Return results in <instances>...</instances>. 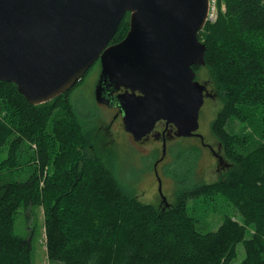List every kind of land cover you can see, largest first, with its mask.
I'll use <instances>...</instances> for the list:
<instances>
[{"label": "trees", "instance_id": "obj_1", "mask_svg": "<svg viewBox=\"0 0 264 264\" xmlns=\"http://www.w3.org/2000/svg\"><path fill=\"white\" fill-rule=\"evenodd\" d=\"M221 2L225 12L199 32L207 47L206 65L195 70L208 71L212 94L222 100L212 134L231 167L216 182H195L200 150L180 149L168 172L180 191L169 207L144 204L122 185L100 158L91 128L69 100L70 91L32 105L16 84L0 80V151L7 146L10 156L8 165L0 162V264H34L31 239L18 235L14 224L20 209L37 206L46 207L52 262L232 264L242 243L241 264H264V0ZM129 28L127 13L111 42L122 41ZM232 119L251 131L244 137L234 134ZM33 145L36 155L30 161L40 162L42 170L35 167L18 180L10 169L8 179L5 167H15L21 151ZM47 166L51 173L46 176ZM220 193L244 223L225 216L216 231H199L189 201Z\"/></svg>", "mask_w": 264, "mask_h": 264}, {"label": "water", "instance_id": "obj_2", "mask_svg": "<svg viewBox=\"0 0 264 264\" xmlns=\"http://www.w3.org/2000/svg\"><path fill=\"white\" fill-rule=\"evenodd\" d=\"M209 11L210 0H0V80L41 105L73 89L100 59L95 99L119 105L136 142L161 121L176 127L175 137L204 142L200 112L213 94L195 67L206 65L199 32ZM127 13L126 37L110 45Z\"/></svg>", "mask_w": 264, "mask_h": 264}, {"label": "rangeland", "instance_id": "obj_3", "mask_svg": "<svg viewBox=\"0 0 264 264\" xmlns=\"http://www.w3.org/2000/svg\"><path fill=\"white\" fill-rule=\"evenodd\" d=\"M220 1L210 0V14L208 15L207 23H215L220 12H225L226 5L223 2L220 3ZM100 74L101 63L99 62L92 66L90 71L82 78L83 80H80L81 83L77 87L72 91L70 90L69 100L77 115L91 128L93 141L96 145V150L97 148L99 150L100 158L106 161L107 165L114 168L122 185L139 197L144 204L159 206L161 199L160 184L158 187L153 166L162 153V145H157L156 143H153V146L150 144H135L129 135L118 127L120 119L117 120L111 134L106 132L108 123L114 114V109L98 104L95 99V88ZM197 76V80L201 83L210 82V76L206 70H200ZM211 87L213 88V86H208V90L212 92ZM222 107L223 103L220 98H209L205 101L200 112V128L198 131L204 136L207 143L215 147H217L218 141L212 134V123L217 118ZM245 126L246 124L239 120L232 119L229 128L234 134L244 137L245 133L251 131L249 127ZM258 139L259 137L256 136V140ZM33 148V150H30L25 147L21 151L15 167H5L4 171L8 179L11 178L10 169L16 173L15 175H19L17 176L18 180H23L35 167H38L40 171L42 170L38 166L40 162L34 159L30 161V157L36 155V146L33 145ZM190 148H198L200 150V158L193 176L195 182L213 183L227 174L228 169L221 168L219 170L213 160L211 151L202 147L199 139L197 140L195 137L174 138L167 145L166 160L160 165L159 169L160 177L163 181L162 193L170 204L176 202L180 188L177 181L168 172L176 166L179 150L186 151ZM9 158L8 147L4 146L0 151V162L8 165ZM50 169L51 167L47 166L43 173L47 176V174L51 173ZM5 174L3 173V176ZM140 177L145 180L141 184L136 185L135 182ZM145 181L146 183H144ZM188 207L191 214L199 219V231L204 233L216 231L225 216H231L244 223L231 200L221 193L213 197L191 200ZM45 215L46 207L44 206L20 209L15 216V232L24 238L31 239L34 249V264H62L60 262H52L48 257L44 227ZM250 232L249 229L246 236L247 239L251 237ZM237 251L238 257L232 264H241L245 258V250L242 243L238 244Z\"/></svg>", "mask_w": 264, "mask_h": 264}, {"label": "flooded vegetation", "instance_id": "obj_4", "mask_svg": "<svg viewBox=\"0 0 264 264\" xmlns=\"http://www.w3.org/2000/svg\"><path fill=\"white\" fill-rule=\"evenodd\" d=\"M114 43L113 42H111L110 43V45H113ZM101 63V60L99 59L98 61H96V63L94 64V66L97 64V63ZM92 68V67H91ZM90 68V69H91ZM101 70H102V66H101ZM90 71V70H89ZM88 71V72H89ZM87 72V73H88ZM83 80V79H82ZM81 80V81H82ZM81 81L75 86V87H77L80 83H81ZM74 87V88H75ZM73 88V89H74ZM73 89H71V91L73 90ZM70 91V92H71ZM121 92H125V89L124 88H122L120 91H119V93H121ZM119 93H115V95H117V94H119ZM114 96V95H113ZM213 98H215L214 97V95H213ZM207 99H209V98H207ZM206 99V100H207ZM205 100V101H206ZM104 106H106V105H104ZM106 107H111V108H113L114 109V114H113V116H112V118H111V120H110V122L108 123V126H107V128H106V132L108 133V134H111V132H112V130L115 128V124H116V122H117V120H121L120 122H119V125H118V127L120 128V129H123L124 131H125V127H124V123H123V117H124V113H123V111L120 109V107H119V105H117V104H115V103H112V104H110V106H106ZM176 127L174 126V125H172V124H167L166 122H164V121H161V122H159L158 124H157V126H156V128H155V130H154V132H153V134L152 135H150L149 136V138H148V140H143V141H140V142H136L135 140H134V138H133V135L131 134V133H128V132H126L128 135H129V137H130V139L131 140H133L134 142H135V144H143V145H147V144H150V145H154L153 143H156L157 145H162V153H161V155H160V157L155 161V163H154V166H153V170H154V175H155V178H156V181H157V184H158V187H159V178L161 179V177H160V165L166 160V156L165 157H163V145H164V140H166V145H168L169 144V142L171 141V140H173L174 138H177V137H175L174 136V133L176 132ZM197 133L198 134H200L199 133V131H197ZM154 134H156V135H158L159 136V138L158 139H156L155 137H154ZM197 140L199 139L200 140V143H201V145H202V147H205V148H208L210 151H211V153H212V155H213V160H214V162L216 163V165H217V167L219 168V170L221 169V168H226V169H229L230 167H231V164H230V162H229V160L223 155V150H222V146L221 145H217V147H215L214 145H212V144H209V143H207L206 142V139L204 138V142H202V140L200 139V138H198V137H195ZM151 146V147H152ZM210 147H212L213 149H210ZM167 155V154H166ZM152 179H153V177H152ZM145 179L144 178H138L137 180H136V185H139V184H141V182H143ZM154 180V179H153ZM161 181H162V179H161ZM144 183H146V181L144 182ZM143 183V184H144ZM162 185H163V181H162ZM160 197H161V199H160V205L159 206H161V207H163L164 205L162 204V195L160 194Z\"/></svg>", "mask_w": 264, "mask_h": 264}, {"label": "built area", "instance_id": "obj_5", "mask_svg": "<svg viewBox=\"0 0 264 264\" xmlns=\"http://www.w3.org/2000/svg\"><path fill=\"white\" fill-rule=\"evenodd\" d=\"M210 14V13H209Z\"/></svg>", "mask_w": 264, "mask_h": 264}]
</instances>
